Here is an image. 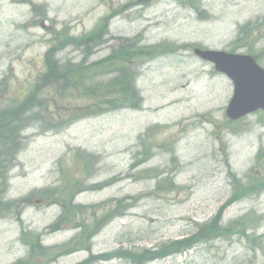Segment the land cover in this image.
<instances>
[{"label": "rangeland", "instance_id": "374dc122", "mask_svg": "<svg viewBox=\"0 0 264 264\" xmlns=\"http://www.w3.org/2000/svg\"><path fill=\"white\" fill-rule=\"evenodd\" d=\"M194 48L264 69V0H0V264H264V113Z\"/></svg>", "mask_w": 264, "mask_h": 264}, {"label": "water", "instance_id": "95a60500", "mask_svg": "<svg viewBox=\"0 0 264 264\" xmlns=\"http://www.w3.org/2000/svg\"><path fill=\"white\" fill-rule=\"evenodd\" d=\"M194 53L232 82L233 96L226 111L230 120L237 121L259 110L264 112V70L252 57L199 49Z\"/></svg>", "mask_w": 264, "mask_h": 264}, {"label": "trees", "instance_id": "16d2710c", "mask_svg": "<svg viewBox=\"0 0 264 264\" xmlns=\"http://www.w3.org/2000/svg\"><path fill=\"white\" fill-rule=\"evenodd\" d=\"M152 51V50H151ZM156 52L158 51V50H155ZM131 54V53H130ZM127 55H128V52H125V54H121L120 56H119V59H122V60H128V58H127ZM110 60V59H109ZM111 61H116L115 59H112V60H110V62ZM70 66V65H69ZM69 66H67V70H65L64 71V73L63 74H66L65 75V78H68V77H70L71 76V74H73V73H78L81 77H82V75H85V74H87L88 72H90L91 71V69H92V67L94 66H91V68H87V69H85V70H81V69H78V68H74V67H69ZM54 68H55V74H57V75H55V76H53L54 78H58V75H60V72L57 70V68H58V66H54ZM95 68V67H94ZM62 72V71H61ZM57 82H59V80L57 81ZM121 88H122V93H125V94H123V96L124 95H127L128 94V92L129 91H132L131 90V88L129 87V84L127 85V86H125V85H122L121 86ZM134 93H135V91H134ZM31 97V93L29 92L28 93V95L27 96H25V97H22L21 99H19L18 101L19 102H17L16 104H15V107H18V106H20V104H22V101H26V100H28L29 98ZM24 101V102H25ZM30 101H33L32 99H30ZM29 101V102H30ZM23 102V103H24ZM12 111V109H10V110H6V111H4L2 114H0V121H4L5 122V126L3 127V130H2V132L0 133V150H4V149H2L1 147L4 145V142H7V144H9L10 142H12V137H15L16 135H17V133L19 132V130H20V128H19V125L20 126H22V128H23V126H24V122L26 121L25 119H21V121L17 118V116H15V117H13V119L11 118V116H10V112ZM14 121H16V122H18V126H16V124L14 123ZM15 140L17 141V140H19V138H17V137H15ZM20 142H21V139H20ZM17 143V142H16ZM14 147H16L15 145H12L11 144V147H10V149L11 148H14ZM71 200V195L69 196V201Z\"/></svg>", "mask_w": 264, "mask_h": 264}]
</instances>
